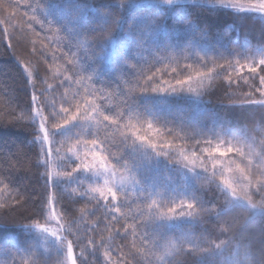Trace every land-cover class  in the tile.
I'll list each match as a JSON object with an SVG mask.
<instances>
[{
	"label": "snow or ice",
	"instance_id": "6c2138e0",
	"mask_svg": "<svg viewBox=\"0 0 264 264\" xmlns=\"http://www.w3.org/2000/svg\"><path fill=\"white\" fill-rule=\"evenodd\" d=\"M189 3L195 5L196 0ZM205 3L210 9L259 14L264 19V0ZM181 4L182 0H0V40L7 41L0 56L11 52L26 73V87L32 89L30 94L25 91L23 102L15 97L3 102L0 128L31 129L29 151L39 145L35 166L46 168L41 173L42 189L17 184L13 172L22 169L27 153L22 143L0 139V216L18 212L32 221L21 226L32 243L19 248L7 239L0 242L4 264H49L53 256L52 264H186L184 257H192L191 264H264V227L254 252L237 248L228 257L224 250L232 245V237L217 243L219 236L212 239V230L206 229L202 237L191 232L203 214L222 220L238 209L248 213V221L264 218V46L251 56L235 49L228 56L197 50L199 40L208 37V26L199 27ZM89 12H95L101 30H108L98 42L92 37L97 32L92 20L82 22ZM169 17L189 29L182 44L160 40ZM37 25L49 33L44 40L53 60L59 59L55 55L59 51L65 64L63 72L54 74L59 80L55 88L64 91L51 101L47 93L55 91L54 85L38 91L36 82L45 84L46 78L29 70L26 65L31 62L16 56L12 43L19 37L17 43H30L35 54L36 41L29 40V33L39 37ZM114 41L119 43L112 66L116 91L111 82L107 94L104 87L89 90L80 72L72 69L94 56L93 49L104 52ZM80 71H90L87 81L93 85L103 75L91 64ZM73 80L79 86L75 92H71ZM223 85L240 90L243 99L231 106L241 110L240 118L251 123V129L234 132L239 121H229L228 127L223 122L208 127L176 124L154 107L145 110L137 103L141 97H152L164 104L170 97L186 98L185 94L202 99ZM225 96L231 101L233 92L225 91ZM108 100L118 102L108 105ZM53 155L59 158L55 177L48 167ZM177 177H183L184 186ZM200 182L215 185L224 198L218 210L212 199L201 195ZM128 186L137 193L136 200H128ZM78 204L83 206L75 207ZM98 211L103 212V225L100 218L87 223ZM172 228L181 230V235L170 240ZM232 230L227 221L218 229L220 235ZM41 240L47 256L40 251Z\"/></svg>",
	"mask_w": 264,
	"mask_h": 264
},
{
	"label": "trees",
	"instance_id": "16d2710c",
	"mask_svg": "<svg viewBox=\"0 0 264 264\" xmlns=\"http://www.w3.org/2000/svg\"><path fill=\"white\" fill-rule=\"evenodd\" d=\"M35 2V0H33ZM97 0H89V3H96ZM203 6V10H201ZM181 7L186 8L191 12V18L199 27L208 26L209 33L206 39L199 40L197 50L200 48L209 49V55H215L217 51L223 52L225 56H228L232 50L243 51L249 56L256 53V50L261 46H264V19L260 15L242 13L237 14L232 10H224L220 8L210 9L207 4L196 3L195 5L191 3L181 4ZM103 12L104 10L101 9ZM115 17V13H113ZM92 20L94 27H97V32L92 34V37L98 42L101 38L107 36V29L101 30L100 21L98 18H95V12H89L84 15L82 18L83 23L89 22ZM127 28V25H125ZM36 31L40 32L41 35L37 37L33 33H29V40H35V47L37 52L35 54L30 52L31 44L30 43H17L19 37H13L12 43L15 48L16 56L22 57L25 61H30L31 63L26 65L30 71L35 70L41 78H46L47 83L41 84L39 81L36 82V89L39 91L41 88H46L47 84H53L55 91L47 93V99L51 101L54 95L62 94L63 88H55V85L59 83V80L54 79V74L59 70L63 72L65 67L64 61L61 57V53L57 51L55 53L56 57L59 59L53 60L52 50L47 49L45 46L44 37L49 35V33L44 32L40 27L36 26ZM189 29L183 25L177 23L173 18L169 17L165 22V31L161 34L160 40L164 43H173V44H182L189 36ZM90 37V38H92ZM7 47V41L0 40V52H3L4 48ZM119 47V43L114 41L111 46L105 49L104 52H101L100 49L95 48L93 52L94 56L90 55L89 59L82 65L84 68H87L89 64L93 68L99 67L102 76L97 79L100 80V83L95 85L87 81V76L90 74V71L81 72V65L77 64L72 69L73 72H80V76L85 79V83L88 85L89 90L93 87L100 88L104 87L107 94V89L109 87L113 92L116 91V84L113 82L115 74L112 70V66L116 61V56L114 55V50ZM40 50H44V53L47 55V62L45 56L41 54ZM67 51V48L64 49ZM147 55V54H145ZM159 55V53H157ZM84 53L81 52L80 58L83 59ZM257 58L258 55H257ZM243 63V59H241ZM159 66V65H158ZM51 67L52 71L49 72ZM145 68L146 65H141ZM24 77L26 73L23 72V69L18 67L16 60L12 57L11 52L7 56H0V107H2L3 102L9 97H15L21 102L25 101V91L29 94L32 89L30 86L26 87ZM60 79H63V76H60ZM123 77H120L121 83L123 82ZM130 79V78H129ZM214 85L220 84L219 81H214ZM258 83V81H257ZM68 86L67 83L65 85ZM77 87H79L75 81L71 82V92H75ZM83 87H80V92L83 94ZM225 91L233 92L232 100L230 101L225 96ZM244 91H249L246 87ZM71 94V93H70ZM254 98L259 99V93H255ZM44 99V97H41ZM243 99L241 92L236 88L235 85L231 89H228L226 85L222 87H214L209 90L206 94L207 107L203 112H197L193 103L187 99L181 98L177 99L175 97H170L166 103L158 104V101L155 98L141 97L137 103L144 108L145 110L155 108L158 110L162 117L172 120L176 124L183 122L185 125L197 126V127H208L211 126L214 122L219 124L224 123L225 127H228V122L231 121L235 124L236 121H239L237 127L233 128L234 132H237L239 128L247 127L251 129L253 125L246 120L240 118V109L238 107H232V103H239ZM118 101L108 100L105 103L111 105L117 103ZM23 106V103L21 104ZM59 103L57 102V107ZM256 125L259 126V121L257 120ZM31 129L23 128H0V139H9L15 140L18 144H23L24 150L27 153V156L23 159V167L18 171L13 172V178L16 180V183L23 186L31 184L33 187H39L42 189L44 185V178L41 177V173H45L44 166L37 168V154L40 152L39 145L35 148H32L29 151L30 144L29 142L33 139L30 135ZM257 136V143H259L260 135L255 133ZM57 141L61 138L57 137ZM41 160V156H39ZM70 170V169H69ZM175 175V174H174ZM26 177V178H25ZM39 179V184L37 185V180ZM178 183L180 186H184V179L182 177H177ZM0 187H3L0 185ZM74 187V186H73ZM197 187H203L204 191L201 193L204 199H212L218 210L220 206L224 205L225 201L222 196L216 191L215 185H207L202 182L197 184ZM71 191V189H68ZM137 199V193L132 190L131 186H128V200L133 201ZM83 206L78 204L75 207L79 208ZM211 207V205H208ZM135 205H133V210ZM103 212L98 211L96 216H93L87 220V223H92V221L97 218L102 220ZM248 213L241 210H231L229 213L223 217L222 220H209L208 214H203V218L199 223L194 225L191 228V232L195 237L206 236L207 233L205 230L214 231L212 239H216V236H219V239H216V242L219 243L221 240H227L229 237H232V245L230 248L224 250V256L228 257L231 252L235 251L237 248H247L250 253L254 252L258 247V238H259V229L264 227V218L256 216L252 218V221L247 220ZM224 221H227L229 225L232 226V231L226 235H220L218 229L224 226ZM42 222V221H41ZM32 221L25 219L18 212H9L8 215L0 216V242L5 239L14 243L17 247L22 248L27 244L32 243L28 235L22 230L23 225L30 224ZM187 226L184 231H188ZM99 233V230H97ZM104 236H107L108 233L104 232ZM181 235V230L172 228L168 232V238L170 240L175 239ZM97 239L100 238L99 234L96 236ZM131 237L129 236V240ZM120 241L117 240L116 244H119ZM164 242H162L163 244ZM15 251V249H11ZM78 253L79 248L75 249ZM6 257L0 256V264H4ZM154 259V258H153ZM186 261V264H191L192 257L182 258ZM55 260V256L52 257V261ZM102 260V257H101ZM52 261L49 264H52Z\"/></svg>",
	"mask_w": 264,
	"mask_h": 264
},
{
	"label": "rangeland",
	"instance_id": "374dc122",
	"mask_svg": "<svg viewBox=\"0 0 264 264\" xmlns=\"http://www.w3.org/2000/svg\"><path fill=\"white\" fill-rule=\"evenodd\" d=\"M187 3H189V0H182V4H187ZM196 3L206 4L205 0H196ZM256 15H259V14H256ZM185 97L186 98H184V99H187L193 103V106L195 107V110L197 112H203L206 109V107H207L206 95H204L202 97V99L197 98L194 95H189V94H185ZM39 149H40V146H39ZM64 151H66V148L61 150V153H60L61 156L63 155ZM44 159H45V157L41 156V161H43ZM58 163H59V158L56 155H53L51 164L48 167L53 172L54 177H55V173L57 172V164ZM45 172H46V168H45ZM254 199L259 200L260 197L255 196ZM39 243H40V251L47 256L48 255V252L46 251L47 245L42 240Z\"/></svg>",
	"mask_w": 264,
	"mask_h": 264
}]
</instances>
